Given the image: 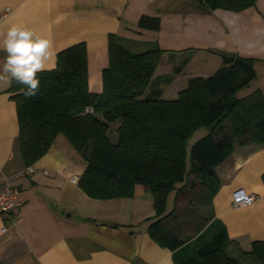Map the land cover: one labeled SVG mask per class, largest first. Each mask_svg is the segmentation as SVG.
Instances as JSON below:
<instances>
[{"label":"crops","instance_id":"obj_1","mask_svg":"<svg viewBox=\"0 0 264 264\" xmlns=\"http://www.w3.org/2000/svg\"><path fill=\"white\" fill-rule=\"evenodd\" d=\"M143 16L159 18L160 28L140 29ZM12 24L51 40L56 55L45 71L56 69L60 52L86 43L94 94L103 92L111 35L133 53L162 50L147 91L160 100H176L191 79L214 75L223 56L255 61L257 78L240 97L264 94V0L242 12L211 11L197 0H0V25L6 30ZM5 56L0 50V64ZM9 88L0 83V181L17 177L22 205L14 219L0 214V264H176L173 252L150 233L157 217L153 193L138 185L132 197H90L73 181H80L86 163L66 137L59 136L34 171L27 170ZM110 137L118 141L116 131ZM216 171L222 186L210 208L213 219L234 242L229 252L249 263L252 257L243 251L264 241V146L236 147ZM240 189L257 196L256 202L235 208L233 194ZM174 202L172 193L168 211Z\"/></svg>","mask_w":264,"mask_h":264},{"label":"trees","instance_id":"obj_2","mask_svg":"<svg viewBox=\"0 0 264 264\" xmlns=\"http://www.w3.org/2000/svg\"><path fill=\"white\" fill-rule=\"evenodd\" d=\"M197 1L211 11L232 12L257 2ZM139 28L156 31L160 19L143 16ZM161 56L160 49L133 53L111 35L101 94L90 91L86 43L63 50L56 69L37 74L35 97L26 98L13 81L8 91L17 106L23 159L34 165L64 136L86 163L79 185L90 197H132L138 185L153 193L157 217L150 233L173 252L176 264H243L230 255L234 242L210 208L222 186L216 168L238 146H264V94L238 95L256 80L255 61L223 56L214 75L191 79L178 99L166 101L147 94ZM201 129L208 132L189 151ZM114 131L117 142L110 137ZM243 254L264 263V241Z\"/></svg>","mask_w":264,"mask_h":264},{"label":"clouds","instance_id":"obj_3","mask_svg":"<svg viewBox=\"0 0 264 264\" xmlns=\"http://www.w3.org/2000/svg\"><path fill=\"white\" fill-rule=\"evenodd\" d=\"M0 50L6 53L0 64V83L15 81L26 98L35 97L40 91L37 74L47 70L56 55L51 40L24 24H12L6 30L0 25Z\"/></svg>","mask_w":264,"mask_h":264},{"label":"built area","instance_id":"obj_4","mask_svg":"<svg viewBox=\"0 0 264 264\" xmlns=\"http://www.w3.org/2000/svg\"><path fill=\"white\" fill-rule=\"evenodd\" d=\"M6 11L8 13L9 9ZM34 169L33 165H31L27 170L32 172ZM16 178V176H5L0 181V214L10 219L15 218L17 210L22 205L20 190L15 185ZM73 181L78 183L79 179L76 177ZM256 200L257 196L249 194L244 189H240L233 194L232 204L235 208H240L251 206Z\"/></svg>","mask_w":264,"mask_h":264},{"label":"rangeland","instance_id":"obj_5","mask_svg":"<svg viewBox=\"0 0 264 264\" xmlns=\"http://www.w3.org/2000/svg\"><path fill=\"white\" fill-rule=\"evenodd\" d=\"M114 126H116V125H114ZM117 126H118V124H117ZM207 132L208 131L206 129H203V130H200V131L196 132L193 135V137L190 139V141L188 142V150L190 151L191 145L193 144L194 141H197L198 139L204 137ZM172 208H173V205L170 207V209H172ZM229 253H230L231 256H234V252L232 250ZM236 257H238V256H236ZM242 262H243V264H250V263L251 264H264V263L255 261L253 258H251L249 260V263H248V259L246 257H242Z\"/></svg>","mask_w":264,"mask_h":264}]
</instances>
